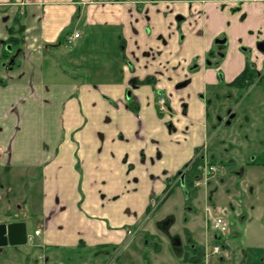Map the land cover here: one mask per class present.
Returning a JSON list of instances; mask_svg holds the SVG:
<instances>
[{
    "label": "crops",
    "instance_id": "1",
    "mask_svg": "<svg viewBox=\"0 0 264 264\" xmlns=\"http://www.w3.org/2000/svg\"><path fill=\"white\" fill-rule=\"evenodd\" d=\"M223 4L0 0V185L30 207L33 246L96 256L79 264H196L198 248H207L201 264H264V168L218 187L211 163L216 172L199 189L217 190L211 205L232 221L228 235L210 228L199 189L188 205L174 183L200 153L215 158L219 107L209 104L216 91L230 92L247 65L242 47H254L264 28V6L244 22L241 9ZM20 27L16 51L8 42ZM74 33L80 38L68 45ZM224 35L231 54L209 64L218 62L215 41ZM158 97L168 112H159ZM225 186L232 194L223 195ZM217 244L220 255L210 251Z\"/></svg>",
    "mask_w": 264,
    "mask_h": 264
},
{
    "label": "rangeland",
    "instance_id": "2",
    "mask_svg": "<svg viewBox=\"0 0 264 264\" xmlns=\"http://www.w3.org/2000/svg\"><path fill=\"white\" fill-rule=\"evenodd\" d=\"M191 10V9H190ZM145 20L147 22L150 21V16L146 15ZM137 31L134 30V33ZM224 37H227L224 35ZM230 43L228 42L225 46H223L221 50V54L226 57V55L231 54L230 50ZM216 48V46H215ZM243 54H246L245 52ZM227 56V57H228ZM221 58L218 57L217 60L224 62L227 58ZM215 66V65H214ZM262 86H252L250 87L247 92H245L242 97H240V100L237 101L235 98L229 99L226 97H222V103L224 107H227L229 109H237V117L234 122V124L230 127L225 126L223 123H218L215 125L213 131L216 132L215 137V149L213 150L215 155L210 158L211 163L215 162L218 171L214 174L215 179L214 183L219 187L220 185H223V181H240L242 178H240V174L246 169V163L250 155H259L260 152L264 151V91L262 90ZM219 91V90H218ZM235 93L240 94L241 91L234 90ZM221 92V91H219ZM236 96V97H237ZM241 96V94H240ZM199 98L203 99L204 94L202 92L199 93ZM210 110L214 111V105L213 103L209 104ZM216 109V108H215ZM223 118L226 119L227 115L226 113H223ZM252 126V127H251ZM246 127L252 128L253 133L257 132V129L260 130V133L258 132L257 138H254V135L251 133V136H247ZM239 134H241L242 138L239 137ZM240 140L243 142H247L248 146L251 144L252 140L257 143L258 147L253 148L251 146V150L248 151L247 146L246 147H238V145L234 144V140ZM250 142H249V141ZM203 150V147L202 149ZM232 152H235L241 156L240 161L229 160V156L232 154ZM239 157V156H238ZM221 161V162H220ZM263 169V168H262ZM240 172V174H239ZM213 175V177H214ZM0 181H4L1 180ZM177 184L176 182H174ZM225 184V182H224ZM244 186H247V184ZM243 186V190H245ZM211 188V187H210ZM227 187L225 186V191L223 195H230L232 194L231 191H227ZM171 189H168L164 195L159 197L157 199V204H161V201L164 199V197L169 194ZM193 190V189H192ZM203 190V189H202ZM194 191V190H193ZM198 192L197 199L199 200V203H203L204 206L208 205V209L206 210V221L209 222L210 228H211V216L218 215L223 212L224 208H222L220 205L213 206L211 205V201L214 196L217 200L216 192L213 188L209 190L207 193H202V191L195 190ZM17 193L12 190V187L7 189V187H1L0 185V221L5 220V222L12 223V222H29L30 227L28 233L30 234V244L28 246H8L5 248L0 249V264H79V262L83 259L85 262H87L90 259H93L94 262L96 261V256H92L90 252L86 251H64V252H51L44 248L33 246L32 244L36 243L38 240V232L34 231L35 227L32 222L29 221L30 218H28L27 214H31V210L29 205V209L24 207L25 204L24 201H22L17 195ZM195 194V193H194ZM194 194L192 195V198L194 197ZM208 197V198H206ZM227 197V196H224ZM223 202V201H222ZM235 200H232L231 205H234ZM19 204H23L21 207ZM230 205V207H232ZM221 207V208H220ZM154 207H151L153 209ZM258 208V205L256 206L255 210ZM161 207L159 211L154 216H161L162 214H159L161 212ZM28 210V211H27ZM153 211V210H152ZM155 218V217H154ZM7 223V224H8ZM165 226L170 225V222H164ZM36 241V242H35ZM37 245V243H36ZM197 249V246H196ZM213 247H211L210 251H212ZM198 256L201 257V259L205 258L207 254V248H204L200 250L198 248ZM96 251H93V253ZM112 259L114 258V254L111 253ZM191 254V253H188ZM101 256H103V253H100ZM107 257V256H106ZM216 262L219 263V257L214 256L213 257ZM68 260V261H66ZM89 262V261H88Z\"/></svg>",
    "mask_w": 264,
    "mask_h": 264
},
{
    "label": "flooded vegetation",
    "instance_id": "3",
    "mask_svg": "<svg viewBox=\"0 0 264 264\" xmlns=\"http://www.w3.org/2000/svg\"><path fill=\"white\" fill-rule=\"evenodd\" d=\"M229 4H234L233 8L234 10L237 9H241L242 11V20L244 22H248L253 20V10H255L256 8H259L261 6H264V0H224V4H223V8L227 7V5ZM257 36L258 39L257 41L254 43V47H242V51L245 52L246 56H247V65L246 68L235 78V80L230 84V92L228 94H226V97L229 99L235 98L234 97V90H238L241 91L240 94L242 97V95L247 92V90L252 87V86H258L261 85L262 86V90L264 91V28L259 29L257 32ZM217 39H225L226 43L225 44H217L215 41V52L213 54L216 55V57H221L224 58L225 56L221 54V50L223 48V46H225L228 43V38L227 37H219ZM216 39V40H217ZM209 64H213V65H219L220 61L213 63V61L211 59L208 60ZM246 75L243 79L240 80L241 84H244L243 86L241 85H237V84H233L238 77L242 76V75ZM221 75V74H220ZM219 91H216L213 100H211L212 103L217 104L219 109L217 110V121H219V123H223L225 126H232L236 120L237 117V109H229L227 107H224L222 105V97L220 96ZM225 97V95H224ZM236 99V98H235ZM163 100L164 104V110L161 109L160 106V101ZM158 103V109L160 113H166L168 112V105H167V100L164 97H158L157 100ZM229 111H231L230 113H228ZM223 113H226L227 118L224 119L223 118ZM235 115V117L231 120L230 125H227L226 122L229 120L230 115ZM219 119H222V121H220ZM252 127V126H251ZM246 131H247V136H251V133L254 135L253 139L257 138L258 132L260 133V130L257 129V132L253 133L252 128L246 127ZM258 139V138H257ZM250 142V141H249ZM251 144H249V146L247 145V150L250 151L251 150V146L253 148H257L258 145L256 142H254L252 140V142H250ZM201 154V153H200ZM197 156V158L201 157L203 159V165L201 167L203 174H204V170H205V166L208 164L211 167H214L215 170L211 172L210 174V179H208L207 183L205 185H201V186H196V182L197 181H203L204 177L203 175L198 176V178L195 181L194 184V189H199L200 187L204 186L207 187L209 185V181H211L212 179V173H214L216 171V167L214 165L211 164V161L207 162L204 161V157L203 154ZM254 155V154H253ZM250 155L247 163H246V169L248 168H252V167H262L264 168V151L260 152L259 155ZM196 158V160H197ZM195 160V161H196ZM194 161V163H195ZM234 160H232L233 162ZM193 164V163H192ZM192 164L187 165L186 168H184L178 175L177 177L174 179V181L176 183H184L183 181H186V175L185 173L188 171V169L192 166ZM246 172V170H245ZM240 174V172H239ZM230 219V218H229ZM231 221V220H230ZM231 226H232V221H231ZM231 226H230V232H231ZM210 252V251H209Z\"/></svg>",
    "mask_w": 264,
    "mask_h": 264
},
{
    "label": "trees",
    "instance_id": "4",
    "mask_svg": "<svg viewBox=\"0 0 264 264\" xmlns=\"http://www.w3.org/2000/svg\"><path fill=\"white\" fill-rule=\"evenodd\" d=\"M22 30L23 27H20V29L17 31L14 30L11 31V38L8 42V46L16 47L17 48L16 51H18L19 47L24 44V38L22 37V32H23ZM7 65L9 66L10 69L11 68L13 69L15 66V61L13 63H8ZM246 75L244 74L238 77V79L233 84L243 86L244 84H241L240 80L243 79ZM202 165H203V159L201 157L197 158L195 163H193L192 166L185 173L186 181H183L184 184L180 182L181 186L184 188L185 197L188 205H190L189 201L191 200L192 195L194 194V191L192 189H194L195 181L198 178V176L203 175V171L201 169ZM168 221L171 222V220ZM160 225L164 226V222L161 223ZM189 243H191L190 246H192V241L190 238H189ZM190 260L191 262H195L196 264H201L204 259H201V257H199L198 254H196L195 256H192Z\"/></svg>",
    "mask_w": 264,
    "mask_h": 264
},
{
    "label": "water",
    "instance_id": "5",
    "mask_svg": "<svg viewBox=\"0 0 264 264\" xmlns=\"http://www.w3.org/2000/svg\"><path fill=\"white\" fill-rule=\"evenodd\" d=\"M217 44H225L226 40L217 39ZM229 111L228 113H230ZM235 115H230L226 122L230 125ZM222 121V119H219ZM184 184V183H182ZM29 242V234L26 222L0 223V249L8 246H25Z\"/></svg>",
    "mask_w": 264,
    "mask_h": 264
},
{
    "label": "built area",
    "instance_id": "6",
    "mask_svg": "<svg viewBox=\"0 0 264 264\" xmlns=\"http://www.w3.org/2000/svg\"><path fill=\"white\" fill-rule=\"evenodd\" d=\"M80 38V34L79 33H74L72 35H68L66 37V42L68 45H73L77 39ZM164 101L161 100L160 101V106L161 109L164 110V106L163 103ZM215 168L209 166L208 164L205 166V170H204V180L203 181H197L196 182V186H201V185H205L208 181V179H210V174L212 171H214ZM230 226H231V221L228 217V215L226 214V212L223 210L222 213L215 215V216H211V229L220 234V235H228L230 233ZM223 251V247L222 245L218 244L215 245L213 250H212V254L215 255H220Z\"/></svg>",
    "mask_w": 264,
    "mask_h": 264
}]
</instances>
